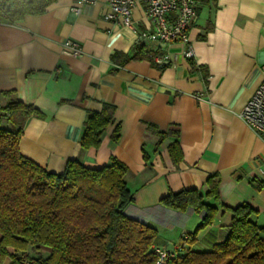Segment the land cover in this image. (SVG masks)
Masks as SVG:
<instances>
[{
  "label": "crops",
  "instance_id": "0c3cea01",
  "mask_svg": "<svg viewBox=\"0 0 264 264\" xmlns=\"http://www.w3.org/2000/svg\"><path fill=\"white\" fill-rule=\"evenodd\" d=\"M77 1L56 0L42 14L0 20V110L20 100L41 112L25 121L20 152L56 173L69 159L92 168L111 157L123 162L134 195L125 213L158 231L155 248L171 250L201 220L190 209L176 211L159 200L183 189L204 193L212 173L221 178L222 204L247 202L264 224V142L238 116L262 77L264 0H198L188 42L161 48L160 57L168 60L163 69L147 59L124 62L122 55L131 56L139 43L132 28L105 18L108 0L85 4L75 15L70 8ZM132 17L140 28L149 27L142 4ZM66 39L79 42L84 52L63 53ZM104 102L115 107L113 123L97 148H82L86 111L98 112ZM117 124L120 135L112 142ZM148 125L178 132L180 162L168 152L176 137L158 143ZM253 177L262 182L260 189L250 183ZM230 221L231 212L218 205L213 223L185 247L209 250Z\"/></svg>",
  "mask_w": 264,
  "mask_h": 264
},
{
  "label": "trees",
  "instance_id": "16d2710c",
  "mask_svg": "<svg viewBox=\"0 0 264 264\" xmlns=\"http://www.w3.org/2000/svg\"><path fill=\"white\" fill-rule=\"evenodd\" d=\"M54 1L0 0V20L13 22L28 14H42ZM162 55L161 48L149 50L139 43L131 56H122L124 62L147 59L163 69L164 64L155 61ZM114 112L115 107L107 102L98 112L86 111L79 139L82 148L100 145ZM32 114L41 112L20 100L10 101L0 110V264L7 259L8 264H156L158 231L125 213L134 202L125 179L127 166L114 157L99 168L69 159L62 172L48 171L19 149L24 123ZM148 128L158 136V143L168 135L176 137L168 152L175 164L180 162L178 132ZM119 131L117 124L112 142L118 140ZM220 181V175L212 173L205 180L204 193L183 189L159 200L160 205L176 211L190 209L201 219L175 246L176 258L165 264H264V224L255 220L258 211L247 202L234 207L222 204ZM250 183L256 189L262 187L255 177ZM218 205L231 212L230 224L221 229V240L209 250L186 248L213 223ZM38 246L48 248L49 254H27L29 247Z\"/></svg>",
  "mask_w": 264,
  "mask_h": 264
},
{
  "label": "built area",
  "instance_id": "2783aa9c",
  "mask_svg": "<svg viewBox=\"0 0 264 264\" xmlns=\"http://www.w3.org/2000/svg\"><path fill=\"white\" fill-rule=\"evenodd\" d=\"M198 0H108L105 18L117 26H127L136 32L137 42L146 48H165L173 42H188V28L196 17V3ZM96 0H78L70 11L78 15L82 7ZM142 4L144 17L149 22V27L140 28L132 17L136 4ZM63 53L77 56L84 52L83 46L72 39L61 43ZM186 55L192 57V49L188 48ZM158 64H166L165 57H155ZM262 77L238 113L240 119L252 129L264 142V64H262ZM175 246L171 250L156 248V264H165L170 258H176Z\"/></svg>",
  "mask_w": 264,
  "mask_h": 264
},
{
  "label": "rangeland",
  "instance_id": "374dc122",
  "mask_svg": "<svg viewBox=\"0 0 264 264\" xmlns=\"http://www.w3.org/2000/svg\"><path fill=\"white\" fill-rule=\"evenodd\" d=\"M9 250H10V252H13L12 249H9ZM49 252H50L49 249L46 247H43V246L29 247L27 249V254L29 256H36V255L47 256L49 254ZM8 263H9V260L7 259L4 264H8Z\"/></svg>",
  "mask_w": 264,
  "mask_h": 264
}]
</instances>
